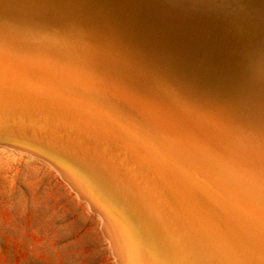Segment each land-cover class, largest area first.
<instances>
[{
	"label": "bare ground",
	"instance_id": "obj_1",
	"mask_svg": "<svg viewBox=\"0 0 264 264\" xmlns=\"http://www.w3.org/2000/svg\"><path fill=\"white\" fill-rule=\"evenodd\" d=\"M194 1L213 10L191 28L112 9L110 36L0 25V142L51 163L119 264H264V79L226 27L244 1Z\"/></svg>",
	"mask_w": 264,
	"mask_h": 264
},
{
	"label": "rangeland",
	"instance_id": "obj_2",
	"mask_svg": "<svg viewBox=\"0 0 264 264\" xmlns=\"http://www.w3.org/2000/svg\"><path fill=\"white\" fill-rule=\"evenodd\" d=\"M12 1L9 5L0 0L2 27L22 32L37 28L41 34L58 39L76 32L110 36L98 33L101 17L108 9L116 10V16H127L130 22L146 14L174 11L187 18L189 28L188 19H198L213 10L194 0H124L125 4L123 0H98L99 4L95 0ZM243 1L242 9L234 6L227 12L232 25L226 27L230 32L237 30L234 53L239 50L264 79V4L258 7ZM0 264H119L101 218L55 168L38 156L5 145H0Z\"/></svg>",
	"mask_w": 264,
	"mask_h": 264
},
{
	"label": "water",
	"instance_id": "obj_3",
	"mask_svg": "<svg viewBox=\"0 0 264 264\" xmlns=\"http://www.w3.org/2000/svg\"><path fill=\"white\" fill-rule=\"evenodd\" d=\"M0 145L9 146V147H12V148H14V149H16V150H19V151L22 150V152H25V153H28V154H31V155H34V156H38V157H39V155L34 154L33 152L28 151V150H26V149H21V150H20V148H17L16 146H14V145L11 144V143L0 142ZM40 158H42L43 160L47 161L46 159H44V158L41 157V156H40ZM47 162H48V161H47ZM50 164H51V163H50Z\"/></svg>",
	"mask_w": 264,
	"mask_h": 264
}]
</instances>
